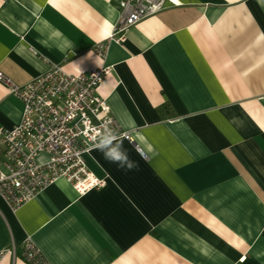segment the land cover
I'll list each match as a JSON object with an SVG mask.
<instances>
[{
	"label": "crops",
	"instance_id": "obj_1",
	"mask_svg": "<svg viewBox=\"0 0 264 264\" xmlns=\"http://www.w3.org/2000/svg\"><path fill=\"white\" fill-rule=\"evenodd\" d=\"M118 16L116 0H0V72L25 85L54 65L110 67L96 93L133 139L84 153L103 187L59 177L15 209L0 198V249L30 238L48 264H264V0H169L109 41ZM8 91L0 81L2 127L23 108Z\"/></svg>",
	"mask_w": 264,
	"mask_h": 264
},
{
	"label": "built area",
	"instance_id": "obj_2",
	"mask_svg": "<svg viewBox=\"0 0 264 264\" xmlns=\"http://www.w3.org/2000/svg\"><path fill=\"white\" fill-rule=\"evenodd\" d=\"M116 1L119 16L108 40L120 42L129 27L169 0ZM94 50L104 57L106 43ZM109 71L110 67L100 66L73 74L54 65L25 85L15 84L0 72V81L23 105L18 124L0 126V198L13 209L59 177L68 180L80 194L105 185V179L87 167L84 153L120 137L133 141L120 129L106 100L96 93ZM41 154L45 155L43 161L38 160ZM6 253L19 254L29 264H48L30 238L19 251L14 243L0 249V261Z\"/></svg>",
	"mask_w": 264,
	"mask_h": 264
},
{
	"label": "clouds",
	"instance_id": "obj_3",
	"mask_svg": "<svg viewBox=\"0 0 264 264\" xmlns=\"http://www.w3.org/2000/svg\"><path fill=\"white\" fill-rule=\"evenodd\" d=\"M108 155L111 157V159H110L111 162H116L122 158L121 153H119L117 151H112ZM124 158H126V157H124ZM129 167L131 168L132 165H129Z\"/></svg>",
	"mask_w": 264,
	"mask_h": 264
},
{
	"label": "rangeland",
	"instance_id": "obj_4",
	"mask_svg": "<svg viewBox=\"0 0 264 264\" xmlns=\"http://www.w3.org/2000/svg\"><path fill=\"white\" fill-rule=\"evenodd\" d=\"M146 18V17H145ZM45 159L44 156L40 155V157L38 158L39 161H43Z\"/></svg>",
	"mask_w": 264,
	"mask_h": 264
}]
</instances>
